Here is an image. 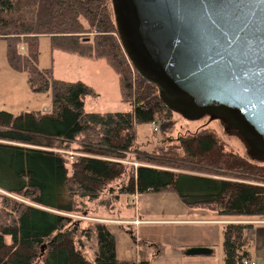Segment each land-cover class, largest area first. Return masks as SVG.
Here are the masks:
<instances>
[{
    "label": "trees",
    "instance_id": "1",
    "mask_svg": "<svg viewBox=\"0 0 264 264\" xmlns=\"http://www.w3.org/2000/svg\"><path fill=\"white\" fill-rule=\"evenodd\" d=\"M40 37L54 50L106 61L130 112L85 113L84 98L94 90L39 70ZM0 39L11 69L27 74L32 91L51 93L47 112H0V264H150L145 253L120 261L108 225L81 229L71 217L79 198L96 200L116 182L118 194L173 193L187 208L210 209L222 220H264L259 172L210 134L134 147L139 127L172 113L126 59L107 0H0ZM246 228L224 227L222 264L249 258ZM80 237L95 239L93 261Z\"/></svg>",
    "mask_w": 264,
    "mask_h": 264
},
{
    "label": "water",
    "instance_id": "2",
    "mask_svg": "<svg viewBox=\"0 0 264 264\" xmlns=\"http://www.w3.org/2000/svg\"><path fill=\"white\" fill-rule=\"evenodd\" d=\"M126 59L163 106L264 165V0H107ZM192 247L186 256H208Z\"/></svg>",
    "mask_w": 264,
    "mask_h": 264
},
{
    "label": "rangeland",
    "instance_id": "3",
    "mask_svg": "<svg viewBox=\"0 0 264 264\" xmlns=\"http://www.w3.org/2000/svg\"><path fill=\"white\" fill-rule=\"evenodd\" d=\"M19 52L25 54L24 45L19 47ZM37 67L39 70H51L55 80L79 82L92 88L96 95L84 98L85 113H125L131 110L130 104L121 101L118 75L102 59L80 58L54 50L48 37H40ZM50 106V92L32 91L27 74L11 69L7 43L0 39V112H44ZM156 127L157 132L151 125L139 127L137 146L134 147L142 149L143 146L166 143L171 146L180 138L208 133L222 145L225 152L254 166L259 172L258 178L263 179L260 185L264 186V165L247 162L243 145L235 137L226 135L218 123H209L207 119L187 122L172 114L167 122L156 124ZM129 156L130 159L134 158V155ZM116 185L117 182L111 184L106 193L96 200L79 198L76 204L78 213L71 217L79 221L81 229L92 228L95 224L108 225L115 237L120 261L137 260L141 253H145L150 264H221L217 260L222 256L221 247L205 257L185 255L188 246L197 244L196 241L199 242L200 237L204 236L200 225L183 223L188 218H201L195 212L196 208H187L173 193L118 194ZM129 219L135 220L127 221ZM245 223L250 222L238 219V224ZM80 240L83 242V254L93 261L95 239L80 237Z\"/></svg>",
    "mask_w": 264,
    "mask_h": 264
},
{
    "label": "crops",
    "instance_id": "4",
    "mask_svg": "<svg viewBox=\"0 0 264 264\" xmlns=\"http://www.w3.org/2000/svg\"><path fill=\"white\" fill-rule=\"evenodd\" d=\"M48 110L49 108H45L44 112H47ZM195 212H197L199 215L198 217L201 218H188L186 219L187 221H184L183 223L188 225H200L204 236L200 237L199 242L196 241L197 244L188 246V248L204 247L211 249L213 254L216 249L219 247L222 248L224 227L229 224H238V221H226L217 218L210 209L196 208ZM134 220L129 219L127 221L132 222ZM248 222L250 223L244 224L247 227L244 235L248 257L256 264H264V220L249 219ZM217 260L221 261L222 264V256L221 259L217 257Z\"/></svg>",
    "mask_w": 264,
    "mask_h": 264
},
{
    "label": "built area",
    "instance_id": "5",
    "mask_svg": "<svg viewBox=\"0 0 264 264\" xmlns=\"http://www.w3.org/2000/svg\"><path fill=\"white\" fill-rule=\"evenodd\" d=\"M151 126H152L154 132H157L158 128L156 127V124L153 123ZM236 264H256V263L254 261L248 259V258H242Z\"/></svg>",
    "mask_w": 264,
    "mask_h": 264
}]
</instances>
